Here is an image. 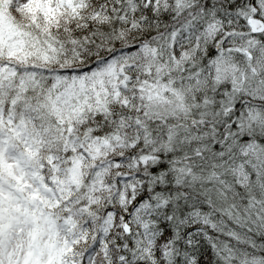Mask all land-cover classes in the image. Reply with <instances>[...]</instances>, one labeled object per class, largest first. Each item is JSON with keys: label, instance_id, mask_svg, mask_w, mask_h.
<instances>
[{"label": "snow or ice", "instance_id": "obj_1", "mask_svg": "<svg viewBox=\"0 0 264 264\" xmlns=\"http://www.w3.org/2000/svg\"><path fill=\"white\" fill-rule=\"evenodd\" d=\"M12 2L0 0V264H69L66 253L71 244L59 239L57 221H71L78 210L69 198L61 209L65 215L60 217L53 211L61 207V200L53 199L56 194L45 182L42 170L48 167L55 171L63 151L65 158L72 160L74 170L69 172L76 183L80 160L68 155L78 151V138L72 134L73 116L79 118L85 111L93 115L96 127L84 130L87 139L107 142L114 134L110 131L113 112L109 98L113 105L127 107L128 99L121 98L120 93L133 81L137 89L149 84L154 89L150 99L169 105L166 111L173 116L183 113V119L162 128L163 118L158 113L149 115L147 106L145 116L154 123L136 117L138 131L128 156L133 162L138 159L143 167L129 185L125 206L118 210L121 235L116 244L122 251L117 259L121 264H144V256L138 253L148 249L138 246L141 236L168 244L179 239V226L187 224L189 217L207 222L202 209L210 205V198L197 206L192 195L202 174L206 172L205 178L211 182L219 175L218 167L229 163L230 158L264 152V145L238 136L243 123L233 112L228 85L220 82L230 72L223 48H209L208 64H216L217 75L210 89L204 82L205 91H201L197 78L190 102H186L183 91L171 87V79L167 83L159 77L158 83L142 79V73L149 75L155 70L159 74L163 70L156 62L157 43L166 41L175 48L178 33L194 28L196 17L160 35L151 29L142 31L138 43L126 45L116 55L110 45L124 38V26L129 31H141L146 22L159 27L174 18L167 0H15L23 19L12 15ZM233 7V3L227 4V9ZM224 10L220 4L219 11ZM209 13L219 14L216 6L210 7ZM94 49L107 50L109 55L90 71L77 73L64 67ZM139 59L144 63H138ZM172 60H176L174 55ZM57 63L60 69L49 71L47 76L36 71ZM249 71L255 73L257 69L250 64ZM231 83L232 92L243 85L234 74ZM165 88L174 99L162 94ZM147 143L159 146L151 152L141 148L137 154V148ZM79 151L83 153L82 146ZM233 171L237 185L242 187L241 173L244 179L248 176L243 162ZM87 208V204L81 205V210ZM105 211L112 215L110 208ZM187 235H191L190 230ZM161 255L162 250L156 249L154 259Z\"/></svg>", "mask_w": 264, "mask_h": 264}, {"label": "clouds", "instance_id": "obj_2", "mask_svg": "<svg viewBox=\"0 0 264 264\" xmlns=\"http://www.w3.org/2000/svg\"><path fill=\"white\" fill-rule=\"evenodd\" d=\"M167 3L169 12L175 13L172 20L166 24L161 23L159 27L146 22L141 31H129L124 26V38L110 45L111 50L120 55L126 45L139 42L142 31L151 29L160 35L169 31L173 25L179 27L184 21L196 17L194 28L178 33L175 48L169 47L166 41L157 43L156 62L163 70L159 74L155 70L149 75L142 73V79L152 83H158L157 77L165 83L171 79V87L183 91L186 102H190L188 98L198 86L197 78L201 91H205L204 82H208L207 87L210 89L212 78L217 75L216 64H208L209 48H223L230 72L220 82L228 85V99L233 105V112L237 120H242L243 132L238 129V136L244 135L264 145V0H208L207 5L205 0H167ZM229 3L234 4L230 10L227 9ZM220 4L225 6L223 12L219 11ZM212 6H216L218 15L209 13ZM10 11L13 16L23 19L16 10L15 0ZM108 55L107 50L100 52L94 49L64 67L77 73L90 71ZM173 55L176 57L175 62L172 60ZM138 63L144 61L139 59ZM250 64L256 67L255 73L249 71ZM59 69L60 64L57 63L44 65L36 71L47 76L49 71ZM233 74L243 81L240 90L236 92H232ZM68 75L71 76V71ZM46 83H50V80ZM135 83L133 81L127 89L121 90V98L128 99L127 107L122 108L118 103L113 105L109 98L113 112L110 131L114 134L107 142H90L87 139L84 130L90 127L95 130L96 127L93 115L85 111L79 118L73 116L72 134L78 138V151L68 155L77 156L80 160L76 183L72 181L69 172L73 169L72 160L66 159L63 151L59 152L62 159L55 171L48 167L42 170L45 182L56 194L53 199L61 200V207L53 211L58 212L60 217L65 215L61 209L63 202L69 198L71 206L78 210L73 212L71 221L65 223L59 218L57 221L60 227L59 239H67L71 244V249L66 253L69 264H121L117 257L122 249L116 244L117 236L121 235L118 231V210L125 206L129 185L143 167L138 159L133 162L128 156L132 147L131 140L138 131L136 117L153 124L145 116L147 106L150 109L149 115L158 113L163 118L160 121L162 128L169 122L183 119V113L173 116L166 111L169 105L150 99L149 93L154 89L149 84H145L143 89H137ZM162 94L174 99L167 88L163 89ZM81 146L83 153L79 151ZM158 146V143L141 144L137 154L141 148L151 152L153 147ZM118 156H123V159L116 161ZM241 162L244 171L248 173L246 179L241 173V179L244 180L242 187L237 185L233 171L239 169ZM218 172L219 175L212 178L211 182L205 178L207 173H203L192 193L197 206L210 198V205L202 209L206 214L203 220L207 222L189 217L187 224L179 226V239L168 244L155 243L154 239L141 236L138 246L148 249L138 253L144 256V264H160L161 260L163 264H200L205 260L208 264H264V152L232 157L229 163L218 167ZM49 176L54 179L48 180ZM82 204H87L88 208L81 210ZM109 208L112 215L105 211ZM189 230L190 236L187 235ZM133 231L137 229L133 227ZM158 248L163 255L154 259Z\"/></svg>", "mask_w": 264, "mask_h": 264}]
</instances>
